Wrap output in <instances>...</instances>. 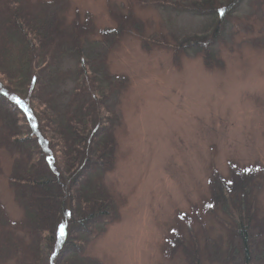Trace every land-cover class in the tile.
<instances>
[{
    "label": "rangeland",
    "instance_id": "obj_1",
    "mask_svg": "<svg viewBox=\"0 0 264 264\" xmlns=\"http://www.w3.org/2000/svg\"><path fill=\"white\" fill-rule=\"evenodd\" d=\"M28 1L38 9L62 8L68 21L90 17L96 31L84 49L103 82H114L115 164L101 182L92 174L93 186H81L90 193L102 183L113 213L83 234L78 258L83 264H187L168 240L176 233L188 245L193 233L202 247L206 234L220 242L212 264H229L227 233L216 218L224 214L209 212L206 202L213 172L227 176L231 168L251 167L259 171L257 216L264 218V0H245L234 14L215 45L221 67L206 66L192 50L173 62L172 41L209 32L214 16L178 12L159 0ZM112 11L133 15L146 36L168 42L147 49L131 31L110 47L98 30L115 27ZM68 54L60 68L71 79L59 92L73 90L76 56ZM17 155L0 148V264H27L38 246L10 182Z\"/></svg>",
    "mask_w": 264,
    "mask_h": 264
},
{
    "label": "trees",
    "instance_id": "obj_2",
    "mask_svg": "<svg viewBox=\"0 0 264 264\" xmlns=\"http://www.w3.org/2000/svg\"><path fill=\"white\" fill-rule=\"evenodd\" d=\"M159 1L178 12L215 17L209 32L172 41L173 62L192 50L201 54L206 66L221 67L215 45L245 0ZM111 15L115 27L98 30L110 47L131 31L141 34L147 49L168 42L164 36H146L143 22L131 14ZM84 16L68 21L62 8L0 0V148L18 154L10 182L38 243L27 264H83L78 258L85 248L83 234H91L94 225L113 213L102 183L90 193L81 189L83 183L93 186L92 174L101 182L113 168L116 152V116L110 107L114 82L112 77L103 82L84 49L96 31ZM71 51L76 56L73 90L59 92L71 79L60 68ZM259 182V171L251 167L231 168L227 176L213 172L209 180L206 207L215 215L224 214L216 218L227 233L229 264H264V218L257 216L255 194ZM204 236L203 247L193 233L188 245L176 233L168 242L173 252L182 249L187 264H212L222 246Z\"/></svg>",
    "mask_w": 264,
    "mask_h": 264
},
{
    "label": "snow or ice",
    "instance_id": "obj_3",
    "mask_svg": "<svg viewBox=\"0 0 264 264\" xmlns=\"http://www.w3.org/2000/svg\"><path fill=\"white\" fill-rule=\"evenodd\" d=\"M61 234H63V228H61Z\"/></svg>",
    "mask_w": 264,
    "mask_h": 264
}]
</instances>
